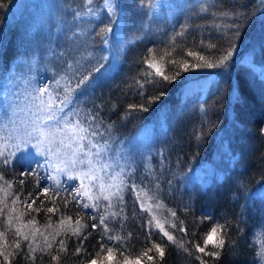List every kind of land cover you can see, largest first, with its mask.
Masks as SVG:
<instances>
[{"label":"trees","instance_id":"obj_1","mask_svg":"<svg viewBox=\"0 0 264 264\" xmlns=\"http://www.w3.org/2000/svg\"><path fill=\"white\" fill-rule=\"evenodd\" d=\"M13 1L0 0L3 73L19 51L21 25L5 30ZM91 1L98 15L86 41L99 53L114 16L102 0ZM119 1L126 19L141 20L138 31L132 26L140 35L91 94L67 112L56 98L59 120L79 143L75 151L90 154L168 108L160 165L144 187L164 209L153 217L131 189L122 202L102 205L80 192L77 175L57 180L33 159L1 154L0 264H264V75L245 58L264 67L261 1L180 0L170 19L149 23L136 9L152 0ZM92 61L83 76L103 65ZM194 83L195 92L183 94ZM60 127L48 125L44 134L59 139ZM206 163L220 175L187 186L185 175Z\"/></svg>","mask_w":264,"mask_h":264},{"label":"rangeland","instance_id":"obj_2","mask_svg":"<svg viewBox=\"0 0 264 264\" xmlns=\"http://www.w3.org/2000/svg\"><path fill=\"white\" fill-rule=\"evenodd\" d=\"M74 1L14 0L11 4L5 30L9 32L16 23L22 29L16 57L4 73L0 71V155L17 156L22 161L33 159L41 168H49L57 180L73 173L77 175L80 192L94 197L102 205L122 202L126 190L131 189L155 217L164 207L151 204L150 192L144 187L149 186L150 177L157 173L151 170L153 164L160 165V140L169 109H161L152 121L116 146L94 148L89 154L86 149L75 151L79 143L70 141L73 133L68 131L65 121L59 120L63 112H58L56 101V98L61 99L62 107L66 104L61 109L67 112L64 108L75 99L91 94L88 92L91 87L107 76L104 74L118 64L128 43L140 35L132 32V26L139 24L138 31L142 22L139 20L136 24L133 18L126 19L119 0H102L100 7L114 16V24L107 32L103 50L95 53L85 34L88 23L98 15L96 7L92 6L94 2ZM177 1L180 0H152L146 6L139 4L136 10L143 13L146 23L170 19L177 9ZM260 1L264 10V0ZM245 58L264 75L261 64L254 63L249 55ZM97 59L102 67L91 77L83 76L88 71L86 64ZM197 87L194 83L183 94L192 95ZM52 124L61 126L56 131L60 140L44 134ZM224 145L225 139L220 140L215 157L218 162ZM214 167L216 165L206 163L191 169L184 177L186 185H205L211 175L218 177L220 174Z\"/></svg>","mask_w":264,"mask_h":264}]
</instances>
